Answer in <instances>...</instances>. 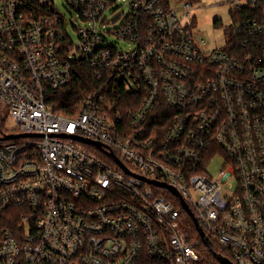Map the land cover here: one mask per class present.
Returning a JSON list of instances; mask_svg holds the SVG:
<instances>
[{
  "label": "built area",
  "instance_id": "2783aa9c",
  "mask_svg": "<svg viewBox=\"0 0 264 264\" xmlns=\"http://www.w3.org/2000/svg\"><path fill=\"white\" fill-rule=\"evenodd\" d=\"M226 2L232 53L190 1L64 0L73 36L55 0H0V264H201L181 199L220 254L264 264V0ZM78 60L104 89L59 114Z\"/></svg>",
  "mask_w": 264,
  "mask_h": 264
},
{
  "label": "rangeland",
  "instance_id": "374dc122",
  "mask_svg": "<svg viewBox=\"0 0 264 264\" xmlns=\"http://www.w3.org/2000/svg\"><path fill=\"white\" fill-rule=\"evenodd\" d=\"M190 1L193 4V9L190 11V16L194 19L191 26L192 31L199 38H203L210 48H221L225 45V40L228 38L225 34V28L231 23V13L229 9V4L226 0H170L173 7L178 15L184 12V3ZM56 4L59 6L60 10L64 12L67 16L68 30L71 35L75 36L74 28L71 23H75L74 26L79 24V19L75 12L70 10L68 12L65 8L64 0H55ZM127 3L120 5L117 10L110 14L107 11L108 20L112 21L121 11L127 10ZM189 18H186L184 22H187ZM116 20L113 24L107 27L118 25L120 22ZM71 22V23H70ZM215 22V23H214ZM109 38L111 36L108 35ZM104 42L103 44H105ZM120 45L123 46L121 42ZM6 128L15 127V121L13 117H8L5 120ZM93 150V149H92ZM208 171L217 175L220 169V160L218 158L213 159L207 166Z\"/></svg>",
  "mask_w": 264,
  "mask_h": 264
},
{
  "label": "trees",
  "instance_id": "16d2710c",
  "mask_svg": "<svg viewBox=\"0 0 264 264\" xmlns=\"http://www.w3.org/2000/svg\"><path fill=\"white\" fill-rule=\"evenodd\" d=\"M163 5H167L170 0H160ZM244 13L250 12V9L245 8ZM238 13V12H237ZM232 18L235 20V14L232 12ZM231 18V19H232ZM215 23V22H214ZM226 36L230 37L228 41V46L226 50L232 53L233 48L236 47V50H239L237 46L240 37L234 32L233 25L230 23L225 30ZM74 69L76 71V76L72 79L71 82L57 90V92L52 96L53 100V110L59 114L63 115H73L76 113L79 107V103L86 94L91 93L92 91L104 89L105 82L96 78L93 73L91 66L84 60H78L74 62ZM5 118L0 113V132L5 130ZM184 217L187 221L191 235L195 238H200L199 233L196 229V226L191 217L184 214ZM211 246L215 252L222 253L223 251L219 248L215 241L211 240ZM201 253V264H221L211 249L201 242L200 246ZM160 261L151 260L143 258L139 261L138 264H160Z\"/></svg>",
  "mask_w": 264,
  "mask_h": 264
},
{
  "label": "water",
  "instance_id": "95a60500",
  "mask_svg": "<svg viewBox=\"0 0 264 264\" xmlns=\"http://www.w3.org/2000/svg\"><path fill=\"white\" fill-rule=\"evenodd\" d=\"M16 135H12V134H7L3 137V139H7V138H12V137H15ZM80 141L84 142V143H91V144H94V145H98L100 146L101 144L97 141H93L91 139H87V138H79ZM115 161L122 167L124 168L126 171H129L125 165L117 158H115ZM150 182L152 183H155L157 185H160V186H165V187H168L169 189H171L172 191H174V188L170 185H167L166 183H163V182H156V181H151ZM181 203H182V206L184 208V210L192 217L194 223H195V226H196V229L201 237V239L204 241V243L211 249V251L213 252V254L215 255V257L217 258V260L221 263V264H234L231 260H229L227 257H225L224 255L218 253V252H215L210 244V240L209 238L207 237V235L204 233V231L202 230V228L199 226L197 220L195 219L194 215H193V212L191 211L190 207L185 203V201H183L181 199Z\"/></svg>",
  "mask_w": 264,
  "mask_h": 264
}]
</instances>
